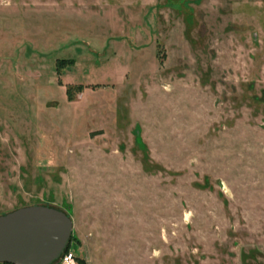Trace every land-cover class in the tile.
Instances as JSON below:
<instances>
[{"label": "rangeland", "instance_id": "rangeland-1", "mask_svg": "<svg viewBox=\"0 0 264 264\" xmlns=\"http://www.w3.org/2000/svg\"><path fill=\"white\" fill-rule=\"evenodd\" d=\"M31 205L76 264H264V0H0V215Z\"/></svg>", "mask_w": 264, "mask_h": 264}, {"label": "water", "instance_id": "water-1", "mask_svg": "<svg viewBox=\"0 0 264 264\" xmlns=\"http://www.w3.org/2000/svg\"><path fill=\"white\" fill-rule=\"evenodd\" d=\"M73 220L47 205L21 207L0 215V263L54 264L68 248Z\"/></svg>", "mask_w": 264, "mask_h": 264}, {"label": "built area", "instance_id": "built-area-1", "mask_svg": "<svg viewBox=\"0 0 264 264\" xmlns=\"http://www.w3.org/2000/svg\"><path fill=\"white\" fill-rule=\"evenodd\" d=\"M77 258L72 250H65L61 256V264H76Z\"/></svg>", "mask_w": 264, "mask_h": 264}, {"label": "trees", "instance_id": "trees-1", "mask_svg": "<svg viewBox=\"0 0 264 264\" xmlns=\"http://www.w3.org/2000/svg\"><path fill=\"white\" fill-rule=\"evenodd\" d=\"M68 248H69V246H68ZM68 248H67V249H68ZM67 249H66V250H67ZM2 264H9V263H2Z\"/></svg>", "mask_w": 264, "mask_h": 264}]
</instances>
